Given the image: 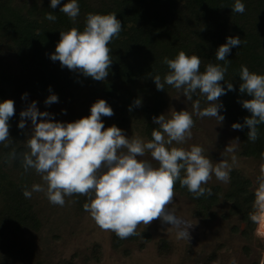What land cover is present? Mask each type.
I'll list each match as a JSON object with an SVG mask.
<instances>
[{"label":"trees","instance_id":"16d2710c","mask_svg":"<svg viewBox=\"0 0 264 264\" xmlns=\"http://www.w3.org/2000/svg\"><path fill=\"white\" fill-rule=\"evenodd\" d=\"M69 0H61L55 9L50 0H0V101L12 99L14 102L27 93L29 96L47 98L58 96L61 105H69L76 95L85 92L94 100L104 99L113 109L114 115L103 117V122L113 120L119 126H133L149 142L156 128L154 116L164 113L168 107L169 92L176 90L165 84L164 90H157L152 76H164L169 72L164 57L174 59L179 51L187 55H197L203 72L208 63L220 64L216 60L218 47L229 36L241 39L239 47H233L226 57L230 60L225 82H221L226 94L219 100L223 107L220 114L223 122L230 125L244 123L251 114L242 107V101L251 99L239 92V72L246 66L250 72L264 75V0H242L243 14L231 11L235 0H77L80 14L73 23L60 12V7ZM51 12L55 21L45 16ZM115 13L122 23L119 38L108 45L112 50V64L103 81L85 77L81 73L62 68L59 61H52L50 55L60 39V31L76 27L83 30L88 13ZM227 83H232L234 91H227ZM51 88V92L49 91ZM180 92L183 94V90ZM141 100L135 106L136 99ZM204 105L206 97L199 90L193 94L195 101ZM131 106V111L129 107ZM20 119L10 118V141L5 147L0 143V264H22L29 246H36L41 235L43 217L36 210L32 197L25 198V186L31 190L40 177L34 170L25 173L20 160L5 163L8 153L27 152L28 131L18 127ZM232 128V127H231ZM233 130L238 155L260 165L264 152V124L258 125V139L248 140V128ZM155 163H157L155 161ZM154 163V164H155ZM158 165V163H157ZM251 178L238 170L230 171L226 191L217 185H203L210 188L212 195L194 198L187 188L176 183L174 194L191 202L195 209L193 219L209 223L221 222L229 232L245 242L244 257L254 256L249 264H259L264 249V238L256 235L257 223L249 219L253 212L254 192L257 176ZM69 202L74 208L73 215L81 218L87 212L83 205L86 196L73 195ZM127 239H119L114 232L110 244L114 252L129 255L128 246L143 250L152 236L149 232H139ZM24 237H28L27 244ZM53 240H59L54 236ZM25 246H24V244ZM254 247V248H252ZM158 251L165 254V241L158 243ZM101 248L94 244L85 254L76 250L69 258L50 261L57 253L51 252L47 258L39 254L34 264H91L101 260ZM216 252H211L196 264H213ZM23 259V260H22Z\"/></svg>","mask_w":264,"mask_h":264},{"label":"clouds","instance_id":"9594fccd","mask_svg":"<svg viewBox=\"0 0 264 264\" xmlns=\"http://www.w3.org/2000/svg\"><path fill=\"white\" fill-rule=\"evenodd\" d=\"M60 4L61 0H50L53 9ZM231 11L243 14L245 5L242 0H235ZM60 12L74 23L80 14V6L77 0H69L60 7ZM45 18L56 20L51 12ZM121 31L122 23L115 13L90 12L86 15L82 31L76 27L60 31V39L50 58L54 62L59 61L62 68L103 81L112 64V50L108 45L114 38H119ZM240 44L238 36L227 37L215 53L216 60L225 61V64L208 63L203 72L200 71L202 61L197 55L189 56L179 51L174 59L164 57L162 63L167 65L169 72L163 82L160 75L152 76L157 90H164L165 84L182 89L189 101L199 90L206 97L208 106L201 110L197 100L192 105L194 112L201 118L214 117L222 123L225 117L220 114L223 105L219 98L226 94L221 84L225 82L230 63L226 57L233 47ZM239 79V92L251 97L241 102L242 107L251 115L244 118L243 124L233 123L231 127L242 130L246 126L248 140L255 142L259 136L258 125L264 124V75L250 72L242 65ZM234 90L233 84L227 83V91ZM26 96L27 93L23 94L22 99ZM57 102L56 94H50L45 100L46 105ZM141 103L139 98L134 101L135 106ZM14 115L15 102L12 99L0 101V143L5 147L9 146L6 143L10 141L9 121ZM113 115L114 111L106 100L98 99L91 105L90 115L72 122H59L50 119V113L39 111L33 101L21 111L18 124L23 130L25 118L31 121V136L27 140L29 151L18 154L13 150L8 153L5 163L19 159L25 173L34 170L42 177L44 185L33 184L31 190L27 186L23 188L25 198L30 199L33 192H43L51 204L62 207L65 197L86 196L88 202L83 205L84 211L90 214L99 228L114 232L119 239L138 235V225L147 226L155 220L175 227L177 238H182L184 233L180 228L183 221L175 215V210L168 209L174 200L176 183L187 188L194 198L211 196V189L203 185L213 175L218 181L228 183L231 165L226 160L213 165L198 145L187 150L169 147L173 142L183 144L191 139L195 122L188 111H173L167 119L164 114L154 116L153 122L159 128L153 129L149 142L139 137L129 138L116 125L105 127L102 117ZM226 151L234 149L227 147ZM146 153L158 162V167L148 160L138 159ZM235 159L233 156V163ZM261 160L264 161V152ZM256 182L254 211L249 214V219L258 224L260 214L264 213V163L260 166ZM232 264H236L235 260ZM259 264H264V258Z\"/></svg>","mask_w":264,"mask_h":264},{"label":"rangeland","instance_id":"374dc122","mask_svg":"<svg viewBox=\"0 0 264 264\" xmlns=\"http://www.w3.org/2000/svg\"><path fill=\"white\" fill-rule=\"evenodd\" d=\"M45 100L46 98L29 95L24 99L21 97L15 101V115L21 120V111L35 101L39 111H46L51 114L50 119L59 122H72L90 115L91 105L96 102L92 95L85 92L76 95L69 105L59 103L46 105ZM207 106L208 102L204 105L200 104L201 110ZM182 110L192 114L195 122L194 127L191 129V139L183 144L173 142L169 147L187 150L192 145H198L204 149V155L212 161L213 165L221 160H226L231 165V170L241 171L251 178L254 174L260 173V166L264 162L258 165L238 155L233 130L228 123H219L214 117H199L193 110L192 102L189 104L180 90L176 89L169 92L168 107L163 113L166 119L170 118L173 111ZM25 119V128L30 138L31 121ZM104 124L105 127L116 125L129 138L139 137L144 142H148L142 133L133 126H119L113 120L108 121L107 118ZM156 128L158 129L159 126L156 125ZM227 147L233 148L234 151H226ZM233 156L236 158L235 163L232 161ZM138 159L148 160L154 167H158V162L155 163V160H152L150 153H146L145 156ZM34 184L44 185L42 177H38ZM207 184L220 186L224 191H226L228 185V183L218 181L214 175ZM31 197L36 210L43 217L44 226L37 245L29 246V253L24 260L22 259V264H34L39 254H45L47 258L55 250L57 255L52 258L51 263L59 258H69L76 250L87 254L94 244L99 245L101 248V260L99 263L91 264H196L214 251L216 255L213 264H232L233 260L236 264H249L254 259L252 255L244 257L242 248L245 242L237 236L231 235L228 226H223L221 222L195 221L193 219L194 207H192L191 202L181 195L174 194L173 203L168 206V209L175 210V215L182 219L183 224L180 231H183V237L177 238L178 230L175 227H170V225L162 224L160 220H155L147 226L140 224L137 230L139 232H149L152 239L141 251L135 246H128V256H123L112 250L110 244L111 231L99 228L89 213L79 219L76 218L73 215L74 208L72 203L69 202V197H65V204L62 207L51 204L43 192H33ZM256 228V235L264 238V227H262L261 222L257 224ZM54 236H57L59 240H53ZM27 238L24 237L25 244L28 242ZM190 239L191 243H189ZM160 241H165L167 244L168 249L165 254L158 251L157 247ZM261 251V258H264V249Z\"/></svg>","mask_w":264,"mask_h":264},{"label":"bare ground","instance_id":"6f19581e","mask_svg":"<svg viewBox=\"0 0 264 264\" xmlns=\"http://www.w3.org/2000/svg\"><path fill=\"white\" fill-rule=\"evenodd\" d=\"M261 215V225H262V227H264V213H261L260 214Z\"/></svg>","mask_w":264,"mask_h":264}]
</instances>
